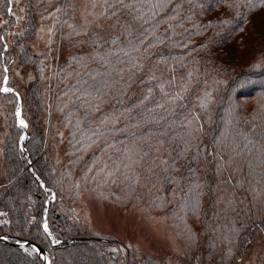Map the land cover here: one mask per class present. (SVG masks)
<instances>
[{"label": "trees", "instance_id": "1", "mask_svg": "<svg viewBox=\"0 0 264 264\" xmlns=\"http://www.w3.org/2000/svg\"><path fill=\"white\" fill-rule=\"evenodd\" d=\"M83 1L63 0L58 35L69 46L52 83V115L60 114L66 129L57 144H63L62 157L53 161L41 154L44 135L34 122L28 134L37 142H26V155L16 152L12 140L7 143L4 165L11 184L0 192V209L10 225L0 226V236L35 242L50 264H108L100 253L102 240L71 225L72 207L63 194L92 191L108 180L132 194L134 183L149 182L148 190L156 188L161 205L171 208L168 221L186 241L197 236L199 244L198 236L212 230L219 245L224 217L240 219L233 254L214 248L223 254L219 264L240 255L243 239L257 228L264 231V2L122 0L134 7L118 9L117 0H86L96 5L90 28L74 15L79 9L82 16ZM117 16L121 25L108 28ZM66 77L70 82L62 89ZM32 88L29 99L39 111ZM127 146L144 151L131 158L134 163ZM156 146L161 154L148 151ZM27 155L35 176L26 170ZM40 182L54 192L55 202ZM47 202L53 229L63 226L54 234L59 245H51L40 226ZM62 206L66 212L59 211ZM30 216L36 222L29 225ZM184 226L200 232L187 239ZM27 248L0 242V264H43ZM111 256L112 264L141 262ZM142 263L160 264L150 258Z\"/></svg>", "mask_w": 264, "mask_h": 264}, {"label": "rangeland", "instance_id": "2", "mask_svg": "<svg viewBox=\"0 0 264 264\" xmlns=\"http://www.w3.org/2000/svg\"><path fill=\"white\" fill-rule=\"evenodd\" d=\"M58 1L0 0L1 193L11 184L7 179L4 165L7 143L12 140L16 152L26 155V142H29L32 146L33 143L37 142V140L29 139L28 132L33 125L38 126L44 135V148L41 154H45V157L53 161L55 158L60 159L62 157L63 144H57L61 142V137L65 134L66 129H63L58 122V120L63 121L62 116L60 114L52 115L53 102L55 101V90L52 83L55 75H57L58 64H61L69 52V46L63 44V40L61 43L58 36L61 31L64 11L63 0H61L60 7H58ZM78 2L79 0H76L75 4H78ZM79 5L82 6L81 11L83 14L81 16L79 9L74 12L77 22L81 21L83 25L89 23L90 28L93 27L96 24L94 19L97 15L95 13L96 5L86 0L83 1V5L81 3ZM30 29L31 31H29ZM62 45L65 47L64 49H62ZM5 77H7L6 85ZM69 82V78L66 77L62 81L61 88L63 89ZM5 86L12 89V91L7 93L2 91ZM32 87L36 88V94L39 97L40 95H45V100H36L35 96L37 95L35 94L34 96L35 101H39V111L29 99L28 92L35 93ZM17 109H19V115H17ZM21 119L25 121L26 126L20 124L19 121ZM11 134L13 137L10 139L9 136ZM148 151H152L154 154H161V150L157 146ZM141 152L144 151L136 147L127 146L126 153L130 157L128 158L129 162L132 163L133 159L131 158ZM29 157V155L26 156V170L35 176V164ZM128 176L124 175L122 178L126 179ZM254 176H256L255 171L252 173V177ZM40 184L46 194L48 193L51 203L55 202L57 198H55L54 192L50 191L42 182ZM147 184L149 185L150 183L145 182L140 187L137 182L134 183L133 187H135L136 191L131 194L128 189L117 186L114 180L111 183L108 180V184L103 185L107 190H104L103 186H98L92 191L72 193L69 190L63 194L66 200L65 205L72 207L70 220L73 223L71 225L76 224L77 227L75 229L82 232L87 229L85 234L90 238L102 240V245L100 246L103 252L100 253L106 258L108 264L114 262L111 258L113 257L111 253L117 262L124 261L128 257L129 260L127 261L130 263H136V260H141L139 264H143L142 260L147 258L160 264H219L220 257L223 254H216V252L226 250L228 253H232L234 250L233 246L237 247L236 244L231 243V240L243 228L240 219L235 221L231 215L224 217L225 239L219 245L214 244L212 241V230L208 231V234L198 236L201 239L199 244L196 240L197 236H194V239L190 242L186 241L181 234H177L168 221L167 214L171 208L161 205L164 202L163 199L153 194L156 188L152 187L151 190H148ZM138 190V195H135ZM156 193L158 192L156 191ZM178 196V194L174 195L176 201L179 198ZM153 199H157L158 203L151 205L150 202ZM58 201L62 202L63 198L59 197ZM221 207L224 208V206ZM48 208L47 202L45 203L44 214L39 219L40 226L51 245H59L61 240L55 239L54 234L56 235L57 231H61L63 226H57V229H53L51 217L49 216L51 214L47 212ZM59 211L64 212L65 208L62 206ZM0 215L3 216V219L0 220V226H9L8 214L0 209ZM35 220L34 216H30L27 223L30 225L36 222ZM45 220L48 223L50 236L43 230ZM180 230L183 231L181 227ZM181 231L179 232L181 233ZM198 231L200 232V228H198ZM198 231L191 226H184L187 239H190L188 234L192 237L191 234H196ZM82 234L85 235L84 233ZM53 239L59 242L53 244L51 242ZM263 243L264 231L261 228H257L248 239L246 237L243 239L242 253L232 257L231 260L224 259L223 263L263 264ZM214 248L220 250L217 251ZM21 249L24 250L22 247ZM199 252L201 253L200 255L198 254ZM36 253L42 262L45 261L46 264H50V257L47 252L44 257L39 255L38 252Z\"/></svg>", "mask_w": 264, "mask_h": 264}, {"label": "snow or ice", "instance_id": "3", "mask_svg": "<svg viewBox=\"0 0 264 264\" xmlns=\"http://www.w3.org/2000/svg\"><path fill=\"white\" fill-rule=\"evenodd\" d=\"M262 2H264V0H262ZM113 7H116L118 9H120V8H132L134 6L133 5H130V4H124V3H122V0H117V4L116 5H113ZM9 11H10V9H9ZM113 15L116 16V13H113ZM120 25H121V20H120L119 16H117V18L113 21V23L110 24V25H108L107 27L108 28H111V27H116V26H120ZM5 71H7V69H5ZM4 79H5V85H6L7 77H5ZM2 91H4L5 93H7V92L12 91V89H10L7 86H5V87L2 88ZM17 115H19V109H17ZM19 122H20L21 125L26 126L25 121L23 119H21ZM21 139H23V137H21ZM43 230L49 236L51 235V233L49 232V227H48V223H47L46 220L44 221V224H43ZM3 238L4 239H7V236H5ZM51 242L53 244H56L59 241L53 239ZM17 243H20V242L17 241ZM26 244H29V241H24L23 244H21V247L24 248V251L27 252L28 251V248L24 247V245H26ZM30 246H31V248H32V250L34 252H40V249L35 244H31ZM45 259H47V257H45Z\"/></svg>", "mask_w": 264, "mask_h": 264}, {"label": "water", "instance_id": "4", "mask_svg": "<svg viewBox=\"0 0 264 264\" xmlns=\"http://www.w3.org/2000/svg\"><path fill=\"white\" fill-rule=\"evenodd\" d=\"M25 241H28V240H25ZM0 242L7 243V244H9L11 246H14L16 248H21V244H23V243H17V242H14V241H9L7 239H4L2 236H0ZM31 244H35L40 249V252H38L39 255H41L43 257L45 256V254H46L45 250L42 247H40L38 244H36L35 242L29 241V244H26L24 246L25 247L26 246H30ZM43 264H46L45 261L43 262Z\"/></svg>", "mask_w": 264, "mask_h": 264}, {"label": "built area", "instance_id": "5", "mask_svg": "<svg viewBox=\"0 0 264 264\" xmlns=\"http://www.w3.org/2000/svg\"><path fill=\"white\" fill-rule=\"evenodd\" d=\"M3 219V216L0 215V220Z\"/></svg>", "mask_w": 264, "mask_h": 264}]
</instances>
